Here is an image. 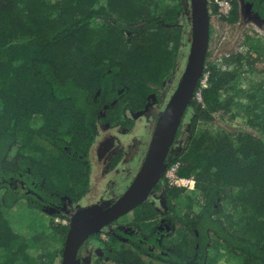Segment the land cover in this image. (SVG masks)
<instances>
[{"label": "trees", "instance_id": "1", "mask_svg": "<svg viewBox=\"0 0 264 264\" xmlns=\"http://www.w3.org/2000/svg\"><path fill=\"white\" fill-rule=\"evenodd\" d=\"M227 1V15L214 2L209 11L235 25L240 3ZM243 2L264 21V0ZM189 14L183 0H0V264H59L57 251L33 253L38 238L16 229L8 213L25 201L51 218L48 230L65 242L69 205L90 191V151L99 127L127 133L150 110L176 71L182 19ZM250 53L244 44L220 62L207 55L185 116L187 145L176 149L182 124L167 161L179 164L180 176L194 179L196 190L167 184L154 190L164 192V217L171 219L172 237L180 236L161 256L167 264H264V87L247 92L245 105L239 94L222 98L235 91L241 70H255L260 58ZM237 109L260 136L211 131L212 114L233 120L241 117ZM155 213L144 203L130 213V225L144 233ZM125 236L119 229L109 235L128 262L137 257L127 253ZM97 264L105 263L99 258Z\"/></svg>", "mask_w": 264, "mask_h": 264}, {"label": "rangeland", "instance_id": "2", "mask_svg": "<svg viewBox=\"0 0 264 264\" xmlns=\"http://www.w3.org/2000/svg\"><path fill=\"white\" fill-rule=\"evenodd\" d=\"M238 1L240 3V20L235 25H228L223 22L220 14L211 15L210 13V30L212 34L210 36L208 61L220 62L223 58L238 54L242 51L244 44H247L249 49H251L250 55L252 57L255 59L260 58V60L257 59L259 62H256L255 70H241L240 77L234 81V84L237 86H234L235 91H232L230 94L222 92L223 99L229 95L235 96L239 94L237 100L241 105H245L249 101V97L246 96L247 92L250 93V91L264 87V21H261L255 14L247 11L243 0ZM183 2L190 8V0H183ZM182 25L185 34L182 49L177 56L176 71L169 73L163 88L158 90L159 98L152 101L150 110L136 121L135 127L130 132L124 133L119 127H99L97 140L90 151V191L80 202L69 205L71 214L79 209L93 205L103 207L112 205L121 197L116 194L120 191L122 192L125 189V184L133 181L135 178L148 151L153 135L152 132H154L156 122L159 118L157 114L160 111L161 113L164 112V108L174 93L187 64V56L190 52L192 38L190 14L182 19ZM206 76L208 77V75ZM206 76L204 78L205 80ZM239 90H241L242 94L239 93ZM251 94L256 93L253 91ZM236 113L239 116L241 115V117H236L233 120L221 114H212L214 120L209 124V128L214 132L227 131L229 133H238L243 130L253 132L255 135L260 136L258 132L251 130L248 126L246 119L242 117L244 114L241 110L237 109ZM188 122L189 119L186 118L183 123V128L180 131L182 137H180L176 149L187 145L189 134L187 133L186 125H188ZM119 151L123 152V160L112 170L109 168L110 160ZM153 194L150 204H152L153 208L157 207V209L163 210L165 204L162 200L160 202L155 193ZM14 210L8 213L14 227L16 229L20 228L21 231L31 230L33 232L30 236L38 238L35 247L32 248V252H38L37 248L46 249L48 252L57 251V263L60 264L62 257L60 259L59 252L61 248L64 249L65 242L61 243V237H55L48 230V224L51 218L42 213H36L30 210L27 208L25 201L20 202L15 212ZM180 212L183 215L184 211L180 209ZM225 212H229V210L226 209ZM157 213L154 215V221L146 222L147 230V227L150 226L149 222H156V219L159 220L162 217V212L160 214ZM132 216L130 214L128 217L121 219L119 225L132 226L130 224H133L135 218V216ZM57 222L55 221V223ZM179 238L180 236L177 234L173 237L171 236L170 239L173 243L177 242ZM219 264L226 263L222 261ZM228 264H234V262Z\"/></svg>", "mask_w": 264, "mask_h": 264}, {"label": "water", "instance_id": "3", "mask_svg": "<svg viewBox=\"0 0 264 264\" xmlns=\"http://www.w3.org/2000/svg\"><path fill=\"white\" fill-rule=\"evenodd\" d=\"M190 17L192 38L187 64L156 122L141 168L127 191L112 205H93L75 211L70 218L60 264H82L79 254L91 236L146 203L162 180L172 146L204 76L210 48L208 0H190Z\"/></svg>", "mask_w": 264, "mask_h": 264}, {"label": "flooded vegetation", "instance_id": "4", "mask_svg": "<svg viewBox=\"0 0 264 264\" xmlns=\"http://www.w3.org/2000/svg\"><path fill=\"white\" fill-rule=\"evenodd\" d=\"M122 160H123V152L119 151L110 160L109 168L114 170L117 167V165L121 163ZM114 161L116 162L118 161V163L116 164L114 168H112V164ZM132 182L133 181L125 184L126 185L125 189L122 192L120 191L116 195L122 196L127 191V189L129 188ZM159 184H161L162 186L164 184L166 185L165 180L162 178ZM121 185H124V184H121ZM153 193L156 194L160 202L162 201L163 203L165 202L163 198L164 192H161V191L154 192L153 191ZM153 193L150 195L146 203L148 204L151 203L152 196L154 195ZM109 195H115V194H109ZM164 208L163 210L157 209V207L153 208L155 212H158V214L162 212L161 213L162 217L159 220L156 219V222H149L150 226L147 227L148 230L146 229V226H145L146 231L144 233H142L141 230L137 229L136 225H132V226L119 225V221L123 219L124 217H128V215H130L128 214L118 219L116 222H114L113 224L105 228L104 230H102L99 234H97L98 235L97 238L92 239V236H91V238L85 243V245L80 251L79 258L81 259V263L82 264H97L98 259L101 258L102 262L105 264H140L136 261L138 260V258H140L143 264H167V261H165V259H163L161 256L164 255L165 249L168 250L172 248V242L170 239L172 236L171 234L172 228H171V219L168 217H164L167 212V210ZM73 214H71V216ZM154 220L155 219H152L149 221H154ZM69 224H70V221H69ZM116 229L124 231L126 236L125 238L122 239V242L128 243V245L131 246L130 251H128L127 253H129V255H134L137 258H134V259L129 258L128 259L129 261L127 262L122 257L123 254H121L120 252L112 248V242H111L109 235L110 234L114 235ZM135 237L137 238L141 237V238L138 241L134 242ZM103 242L105 243V245L103 244ZM155 242H157V245H155Z\"/></svg>", "mask_w": 264, "mask_h": 264}, {"label": "built area", "instance_id": "5", "mask_svg": "<svg viewBox=\"0 0 264 264\" xmlns=\"http://www.w3.org/2000/svg\"><path fill=\"white\" fill-rule=\"evenodd\" d=\"M214 2L219 6V13L222 15H227L231 11V4L227 0H208V3ZM207 83V76L206 80L202 81V85L205 88ZM196 98L202 102L200 92L196 94ZM180 166L179 164H174L171 166L167 165V168L164 171L163 179L165 183L170 188L175 189H183L189 192H194L196 190V181L191 178L182 177L179 174ZM60 222L59 220H57ZM65 225H70L69 222L63 221Z\"/></svg>", "mask_w": 264, "mask_h": 264}, {"label": "clouds", "instance_id": "6", "mask_svg": "<svg viewBox=\"0 0 264 264\" xmlns=\"http://www.w3.org/2000/svg\"><path fill=\"white\" fill-rule=\"evenodd\" d=\"M163 178V177H162Z\"/></svg>", "mask_w": 264, "mask_h": 264}]
</instances>
